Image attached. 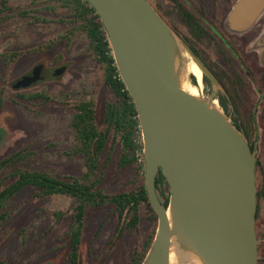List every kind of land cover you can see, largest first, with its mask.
Segmentation results:
<instances>
[{
  "label": "water",
  "instance_id": "obj_1",
  "mask_svg": "<svg viewBox=\"0 0 264 264\" xmlns=\"http://www.w3.org/2000/svg\"><path fill=\"white\" fill-rule=\"evenodd\" d=\"M88 1L105 26L139 114L145 186L158 217L142 264H171L172 251L179 264L193 258L202 264H259L257 150L214 104L220 83L149 0ZM262 14L264 0H237L228 24L242 32ZM251 46L264 61V31ZM184 51L214 84L209 98L184 90ZM66 71L62 65L42 76L31 69L13 87L30 88ZM160 170L170 186L168 206L156 189Z\"/></svg>",
  "mask_w": 264,
  "mask_h": 264
},
{
  "label": "rangeland",
  "instance_id": "obj_2",
  "mask_svg": "<svg viewBox=\"0 0 264 264\" xmlns=\"http://www.w3.org/2000/svg\"><path fill=\"white\" fill-rule=\"evenodd\" d=\"M28 2L29 0H9L11 12H18ZM41 15L45 16V14ZM260 20L261 24H264V16ZM65 31L64 26L56 23H30L22 17H11L0 23V54L29 51L55 39ZM260 35L248 44V48L242 47V51L246 53L258 51L253 49L251 44ZM58 55L61 58L57 63ZM93 58L94 54L86 34H80L69 48L65 43H61L45 53L24 55L11 70L9 63L3 59L0 60V161L23 150L29 155L22 165H13L0 175V181L3 180L5 186L13 181L11 174L20 166L49 171L61 176L80 174L81 163L74 158H68L65 152L71 147L73 140L71 120L76 112L77 104L87 100L98 88L97 78L94 75L95 69L93 70L92 67ZM42 60L46 62L47 74H51L53 68L62 65L67 66V71L61 76L41 81L30 88L15 90L13 87L15 80L29 72L38 61ZM260 65H264L262 57ZM239 71L241 72V68ZM229 72L233 74L231 70ZM188 78L199 88V97L211 96L213 85L206 84L204 78L199 85L193 74H190ZM260 79V82H264V75ZM224 81L230 90L234 89L230 88L231 83L228 79ZM247 82L250 81L247 80ZM245 85H241L240 92L243 89L246 92L247 104L244 106L247 109L246 113L249 114L256 99L257 90L253 85H247V88H244ZM33 94H43L49 99L31 97ZM221 94L225 96L226 92L220 89L218 95ZM104 95V91L100 89V106ZM215 102L214 104L235 123L236 111L233 107L230 106L227 111L219 99ZM261 165L258 179L259 184L263 186L264 153ZM130 174L128 171L115 174L109 190L120 189L131 176ZM73 209L74 200L68 196L39 198L31 191L18 195L9 209L8 218L0 224V262L3 264H70L69 232L73 223ZM59 212L62 213L61 216L57 215ZM117 223V217L109 218L104 213H94L87 218L81 246L84 264H101L102 261L103 264L129 263L136 237L128 232L110 246ZM154 227V221L145 220L137 238L144 240ZM257 231L260 241V264H264V202L261 217L257 223Z\"/></svg>",
  "mask_w": 264,
  "mask_h": 264
},
{
  "label": "trees",
  "instance_id": "obj_3",
  "mask_svg": "<svg viewBox=\"0 0 264 264\" xmlns=\"http://www.w3.org/2000/svg\"><path fill=\"white\" fill-rule=\"evenodd\" d=\"M11 11L9 0H0V23L17 16L30 23H56L64 26L66 31L29 51L1 53L0 60L9 63L10 70L24 55L45 53L61 43L69 48L78 35L86 34L94 54L92 67L98 88L87 100L77 104L71 120L73 140L65 155L81 163L80 174L61 176L20 166L11 174L13 181L10 184L5 186L3 180L0 181V224L8 218L14 199L22 193L31 191L39 198L68 196L74 200L73 223L69 232L70 264H84L81 246L86 220L94 213L117 217L110 246L128 232L135 235L128 264H142L153 243L158 217L145 186L144 143L137 107L120 75L100 16L88 0H29L18 12ZM59 58L60 55L56 57L57 63ZM32 69H46V62L38 61ZM204 79L208 82L206 76ZM100 89L105 94L101 106ZM31 97L45 95L33 94ZM28 157L23 150L4 158L0 161V175L13 165H22ZM126 171L131 176L120 189L110 191L114 175ZM156 189L163 204L168 206L170 186L161 170L156 178ZM145 220L154 221L155 227L141 241L137 237Z\"/></svg>",
  "mask_w": 264,
  "mask_h": 264
},
{
  "label": "flooded vegetation",
  "instance_id": "obj_4",
  "mask_svg": "<svg viewBox=\"0 0 264 264\" xmlns=\"http://www.w3.org/2000/svg\"><path fill=\"white\" fill-rule=\"evenodd\" d=\"M149 1L218 80L220 89L224 90L226 95H218L219 89L215 101L219 99L227 111L230 106L233 107L236 111L234 124L244 133L252 150H257V231V223L261 217L264 202V185L261 186L258 179L264 153V82H260V78L264 75V65H260L262 56L259 51L246 53L242 51V47L248 48V44L263 32L264 24H261L260 19L264 14L252 27L239 32L230 28L228 24V17L237 0ZM230 70L233 74L229 72ZM47 73L43 69L41 75L45 76ZM38 75H40L39 72ZM207 79L208 82L204 79L206 84L214 87L212 81L208 77ZM224 79H228L231 83L230 88H234L233 90L226 86ZM242 83L246 84L244 88H247V85H253L257 90L256 99L249 114L246 113L247 109L244 106L247 104L246 92L244 89L241 91L242 94L240 92L241 85H244Z\"/></svg>",
  "mask_w": 264,
  "mask_h": 264
},
{
  "label": "bare ground",
  "instance_id": "obj_5",
  "mask_svg": "<svg viewBox=\"0 0 264 264\" xmlns=\"http://www.w3.org/2000/svg\"><path fill=\"white\" fill-rule=\"evenodd\" d=\"M183 57L185 58V61H186V69H185V76H184V80H183V88L185 91L191 93L192 95L199 96V88L197 86H195L194 84H192L188 77L190 74H193L196 77L199 85H201L203 82V78H204L203 71L198 66V64L193 60V58L190 56V54L187 51L183 52ZM179 258H180L179 255L175 251H172V253H171V264H179V262H178V261H180ZM192 264H202V263L197 258H193Z\"/></svg>",
  "mask_w": 264,
  "mask_h": 264
}]
</instances>
